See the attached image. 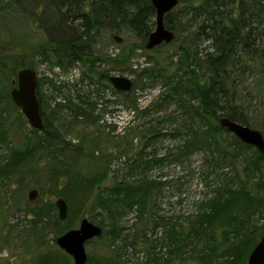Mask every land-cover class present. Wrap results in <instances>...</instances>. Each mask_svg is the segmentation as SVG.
<instances>
[{
	"label": "trees",
	"instance_id": "1",
	"mask_svg": "<svg viewBox=\"0 0 264 264\" xmlns=\"http://www.w3.org/2000/svg\"><path fill=\"white\" fill-rule=\"evenodd\" d=\"M11 1L13 9L8 8L7 19L0 20L2 27L4 25L8 27L9 23L14 21V16L23 17L30 14L31 7V9L37 8V19L32 22L31 27L33 29L39 26L38 28L45 33L46 41L51 47L50 52L56 57L55 66L65 74L77 63L84 68L79 80L65 81L66 83L61 82L57 85L49 80L54 97L61 90L66 93L64 105L55 104L50 119L42 110L44 98L39 93V87L41 88L42 85L38 81L35 95L44 130L38 132L26 128V132H20L23 143L21 149H9L8 162L3 165L0 161V174L4 177L10 176L18 167L36 162L37 159L40 160L41 155L49 153L48 159L56 163L53 167L54 174H50L51 194L57 199L65 200L70 215L72 213L78 216L88 206L90 212L97 213L100 218L103 216L102 220L96 222L97 224L103 226V229L106 225L111 226L115 232L120 219L129 211L134 208L138 212L145 211L151 209L155 203L160 184L150 181L147 176L148 171L155 166L165 162L181 164L194 153L202 152L205 154L206 167L212 169L206 170L205 179L208 180L213 173L229 165L235 173V178L242 183V176H247V171L258 172L264 168V156L255 149L250 162L246 158L241 166L239 160L244 155V151L251 152L252 148L242 144L219 124L221 118H227L248 126L247 115L242 110L241 90L237 83L242 82L246 68L251 66L250 62L254 63L257 59L264 66V62L260 59L264 51L259 50L258 47L252 50L253 44L248 43V40L252 39L251 25L254 15L245 0H179V3L189 7L195 16L204 18L199 33L209 42L207 53L200 63L197 51L189 54L187 49H180L179 65L184 62L185 68L190 70L185 76L179 75L178 70L181 69L179 66L172 73L169 72L171 67L159 71L158 62H153L150 66L152 59L148 58L149 66L132 70L135 78L132 81L131 93L116 92L109 82L110 72L128 67L131 58L104 60L93 55L90 47L95 40L94 36L102 29L109 28L110 31L118 33L119 26L133 33L140 40V45H145L147 37L152 32L151 19L155 16L150 0ZM4 8L6 7L0 10L3 12ZM224 8H228V11L225 12ZM169 17L170 14L164 17V25L165 28L172 30ZM15 59L13 56L0 55L1 76L8 73L16 78L18 71L28 68L18 64ZM43 59L47 58L43 56ZM196 59L199 61L196 62ZM102 64L109 69H103ZM200 66L206 71L203 79L198 78L195 73ZM158 83L164 88L158 99H154L146 107H140L138 98L134 96L136 89L149 88ZM255 87L261 89L264 97V81L257 79ZM94 89L97 97L104 90H110L113 95L119 96L125 110L136 113L139 117H149L146 124L129 128L130 130L125 131L122 136L111 135L114 126L99 124L104 116V110L102 115H98V99L92 100L91 97L94 95ZM4 101L11 103L8 95L0 93V102ZM168 104L176 106L180 119L173 114L153 118V113H162ZM13 111L16 113V118L23 122L24 119L18 109L15 107ZM64 113L67 116L65 124L77 134V145L66 142L64 134L54 127V122ZM10 119L11 116H6L5 111L0 109L1 144L7 139L5 129L10 127ZM101 127L103 129L111 127L110 133L100 132ZM167 128L169 133H163ZM138 135L143 139L142 147L130 155L129 152L135 149L131 146V137ZM224 135L229 138L230 143L223 139ZM166 136L171 139L177 138L179 144L174 148H162ZM147 148L150 152L145 153ZM163 150L165 151L162 152ZM64 156L69 160L65 162L61 159ZM114 157L118 159L123 157L119 171L123 174L120 176L116 172L117 175L111 186H100L110 174L111 177L114 176L110 167ZM91 163L99 164V168L92 175H90L92 172L82 174L81 166ZM59 174L62 176L61 179ZM222 176L227 179L224 173ZM222 176L217 174L216 179L220 180ZM226 179L219 188L211 189L204 194L199 212L191 220L187 218L185 222L178 223L173 222L175 218L158 216L154 228L163 227L165 231L162 245L168 248L170 257L168 261L172 257L181 256L186 248L197 243L203 248L198 256L202 264L211 263L214 252L220 248H226V251L219 254L221 255L219 264H234L243 255L244 259H247L256 241L255 243L251 240L243 241L246 236L243 234L240 213H237L240 222L233 213L234 209H241L242 206H252V193L245 189L244 184H241L237 191L232 190L231 183ZM211 184L210 182L206 187L210 189ZM179 186L181 189L182 184ZM50 209L55 214L52 206ZM241 213H245V210ZM27 214L32 218L30 232L34 237L36 230H39L43 215L41 211L32 210ZM52 218L59 223L55 215ZM225 220L229 227L233 222L239 223L241 225L239 231L226 234ZM258 232L256 230L255 233L258 235ZM217 235H220V241L217 240ZM113 237L115 238V234ZM57 252L60 257L58 255L50 257V254L43 253L32 262L33 264H69L70 258L59 249ZM94 264L109 263L102 258Z\"/></svg>",
	"mask_w": 264,
	"mask_h": 264
},
{
	"label": "rangeland",
	"instance_id": "2",
	"mask_svg": "<svg viewBox=\"0 0 264 264\" xmlns=\"http://www.w3.org/2000/svg\"><path fill=\"white\" fill-rule=\"evenodd\" d=\"M245 2L247 6L251 7L254 15L251 25L253 29L252 39L248 40V43L253 44L252 50L258 47L259 50L264 51V0H245ZM12 5L11 0H0V8L6 7L3 12L0 10V20L7 19L6 15L9 12L7 9H13ZM31 8L29 10L31 11L30 14L23 17L14 16V21L9 23L8 27L0 25V55L13 56L18 64L28 67L36 73L37 83L39 81V84L41 83L42 85L41 88L39 87V93L44 98L42 110L46 117L50 119L55 104L64 105L63 101L66 93L61 90L54 97L49 80L54 81L56 85L61 82L66 83L65 81L79 80L84 66L77 63L67 74L55 66L56 57L50 52L51 47L46 41L45 33L38 28L39 26L33 27V29L31 27L32 22L37 19V8ZM224 11L227 12L228 8H224ZM169 14V23L175 38L168 45H161L157 49L146 50L145 45H140V40L133 33L119 26L120 32L118 33L110 31L109 28H104L95 35L90 51L93 55L104 60H126L127 57L131 58L128 67L123 70L111 71V76H121L133 81L135 74L132 73V70H140L149 66L147 64L148 58L152 59L150 66L153 65V62H158L159 71H165L166 68L171 67L170 71H167L172 73L179 66V69L181 68L178 70L179 75L185 76V73L190 70L185 68L184 62L179 65L181 63L180 49H187L189 54L197 51V57L201 63L209 48V42L199 33V28L204 18L195 16L189 7H185V5L180 3ZM151 21L153 22L151 28L153 31L155 28V16L152 17ZM0 23L2 22L0 21ZM115 37L120 38L121 42L117 43ZM43 56L47 59H43ZM198 59H196V62L199 61ZM260 59L264 62V54ZM250 64L251 66H247L248 69L246 68V72L242 76V82L237 83V85L241 90L242 110L247 115V127L259 131L264 137V97L261 89L255 87L257 79L264 81V66L257 59H255L254 63L250 62ZM101 67L109 69L104 64ZM195 73H197L198 78H205L206 71L201 66ZM13 81H16V78L8 73L3 76L0 75V93L2 95L9 96ZM163 89L158 83L151 85L149 88L136 89L134 96L138 98L140 107H146L151 101L158 99ZM93 91L92 100L98 99V115H102L104 110V116L99 124L100 126H114L115 128L111 135L122 136L125 131L130 130L129 128L133 129L135 126L140 127L146 124L149 117H139L136 113L125 110L120 97L113 95L110 90L102 91L99 97H97L95 89ZM5 101L0 102V109L5 111L6 116H11V125L5 129L7 139L4 144L0 143V161L3 165L8 162L9 149H21L23 143L20 132L24 133L27 129H30L20 110L12 101L11 103H6ZM106 102L108 104H105ZM15 107L24 119L23 122L16 118V113L13 111ZM172 114L177 119H180L176 106L168 104L166 110L162 113H153V118ZM66 121L67 116L64 113L54 122V127L64 134L66 142L77 145V134L73 132L69 125L65 124ZM111 127L104 129L101 127L100 132L108 134L111 131ZM165 127L167 126L165 125ZM163 133H169L168 128L164 129ZM223 139L230 143L229 138L225 135ZM142 140L140 135L131 137V146L135 149L129 152L130 155L142 147ZM178 144L177 138L171 139L166 136L162 148H174ZM253 151L254 148H252L251 152L244 151V155L239 160L241 166H243L246 158L250 162ZM148 152H150L149 148L145 150V153ZM47 155L49 153L41 155L40 160L37 159L38 161L36 160V162L18 167L10 176L4 177L0 174V264H33L32 260L43 253L50 254V257L56 255L60 257L57 252L56 239L71 229H77L82 219H87L104 231L98 240L94 239L85 244L86 263L88 264H94L95 261L102 258L109 264H202L198 256L203 248L198 243L186 248L181 256L172 257L168 261L167 259L170 258L168 248L162 245L165 240V231L163 227L154 228V222L158 219V216L175 218L173 222L177 221L178 223L185 222L187 218L191 220L199 212V205L204 200V194L222 185L226 179L222 176L223 173L227 176L226 181L231 183L232 190L237 191L242 186L241 184H244L245 189L252 193V206H242L241 209H234L233 213L235 218H237V213H240L243 234L246 236L243 241L251 240L253 243L256 241L257 245L261 239L264 225V168L258 172L247 171V176H242V183L235 178V173L229 165H226L220 171H216V173L211 172L213 175L208 178L209 181L205 179L206 170L211 171L212 169L209 166L206 167L205 154L202 152L194 153L181 164L165 162L162 165L155 166L147 173L150 181L160 184L159 190L156 192L155 203L151 209L145 211L138 212L135 208L129 211L120 219L118 229L113 232L114 230H112L111 226L106 225L103 229V226L96 223L102 220L103 216L100 218L97 213L90 212L88 206L78 216L72 215V213L70 215L68 209L67 218L64 221L58 220L57 209L54 206L57 197L51 194L50 190L52 188L49 186L51 185L50 174H54L53 167L56 163H53L50 158L48 159ZM61 159L65 162L69 160L66 156ZM122 162L123 157L120 159L114 157L112 159L110 167L114 172V176L111 177L110 174L108 179L105 182L103 181L100 186H111L116 175L119 174L121 176L123 174L119 172ZM98 165L92 163L83 164L80 171L82 174L92 172L90 174L92 175L99 168ZM116 172L118 173L115 174ZM215 174H220L222 178L220 180L216 179ZM61 178L62 176L59 177V179ZM208 182L212 183L210 189L206 187L209 184ZM179 184H182L181 189ZM31 191H36L37 193L33 202L28 201V195ZM43 206H45L44 209ZM51 206L54 208L55 214L50 209ZM29 210L41 211V215H43L38 227L39 230H36L37 233L34 234V237H32L30 232V227L32 226L30 220L32 218L30 214H27ZM244 210L245 213L242 214L241 212ZM54 215L59 223L53 220L52 217ZM238 221L240 222V219ZM224 223L225 226L227 220ZM240 226L239 223L235 224L234 222L230 227L227 224L225 226L227 229L226 234L232 233V231H239ZM232 227L234 228L231 229ZM256 230L259 231V237L255 233ZM114 234L115 238L113 237ZM217 240H221L220 235H217ZM224 251H226V248H220L217 252H214L215 254L209 264H219L221 262V258L219 259L221 255L219 254ZM247 259L245 260L243 255L234 264H247ZM68 263L73 264L71 258Z\"/></svg>",
	"mask_w": 264,
	"mask_h": 264
},
{
	"label": "water",
	"instance_id": "3",
	"mask_svg": "<svg viewBox=\"0 0 264 264\" xmlns=\"http://www.w3.org/2000/svg\"><path fill=\"white\" fill-rule=\"evenodd\" d=\"M150 3L155 10V28L147 37L146 50L168 45L174 40V33L165 28L164 17L179 4V0H150ZM115 41L120 43L121 39L115 37ZM109 82L114 91L120 93H129L133 87V82L130 79L121 76H110ZM12 86L9 93L12 103L20 110L31 129L42 132L44 126L35 95L37 87L36 73L29 68L18 71L16 81L12 82ZM219 124L242 144L254 148L261 156H264V137L259 131L230 121L227 118H221ZM36 196V191H31L28 195V201L33 202ZM54 206L57 209L58 220L64 221L68 214L67 203L64 199L59 198L55 201ZM101 234L102 229L99 226L92 224L87 219H82L77 229L65 232L56 239L55 243L59 250L71 258L73 264H86L85 244L100 237ZM247 264H264V225L261 239L249 254Z\"/></svg>",
	"mask_w": 264,
	"mask_h": 264
}]
</instances>
